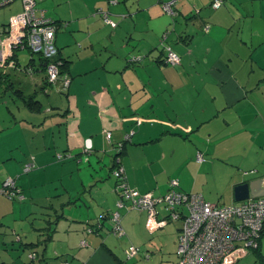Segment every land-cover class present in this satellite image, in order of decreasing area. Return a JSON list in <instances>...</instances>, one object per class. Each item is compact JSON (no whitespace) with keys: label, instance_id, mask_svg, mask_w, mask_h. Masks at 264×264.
Returning <instances> with one entry per match:
<instances>
[{"label":"crops","instance_id":"crops-1","mask_svg":"<svg viewBox=\"0 0 264 264\" xmlns=\"http://www.w3.org/2000/svg\"><path fill=\"white\" fill-rule=\"evenodd\" d=\"M165 1L38 0L58 26L56 45L69 61L71 81L67 89L62 80L44 88L45 71L23 69L19 56L18 67L0 68L10 78L0 83V96L12 90L20 99L0 105V264H121L122 246L153 252L158 240L150 264H174L183 219L158 212L165 222L149 229L146 210L119 207L112 168L118 144L132 130L119 158L128 183L143 194L166 193L174 176L180 189L218 204L239 202L235 187L246 181L264 191V0H227L218 9L212 0H176L175 16L164 11ZM98 8L117 26L104 22ZM22 10L21 0L0 6V25ZM164 45L180 64L162 61ZM22 74L31 80L20 85L14 77ZM29 95L39 107L30 106ZM198 153L206 160L199 162ZM8 177L23 200L3 193ZM117 210L124 241L102 218ZM100 218L104 227L89 231ZM171 222L173 241L148 239ZM256 249L235 250L227 264L251 252L264 264V230Z\"/></svg>","mask_w":264,"mask_h":264},{"label":"built area","instance_id":"built-area-1","mask_svg":"<svg viewBox=\"0 0 264 264\" xmlns=\"http://www.w3.org/2000/svg\"><path fill=\"white\" fill-rule=\"evenodd\" d=\"M6 2V1H5ZM5 2H1L0 6ZM116 2V0H111ZM175 0L164 3V8L170 14H175ZM224 0H213L212 6L219 8ZM23 11L14 15L7 26H0V68H6L8 64L14 65L11 57L14 49L28 45L33 53L41 54L46 60V75L50 82L62 80L65 89L68 88L70 79L61 77L60 63L56 61L57 45L56 32L58 26L46 17L43 10L37 13V0H23ZM105 21L116 25L108 14L105 13ZM208 30V27H206ZM167 34L164 35L166 39ZM165 61L171 65L181 62L180 55L173 51L170 46H165ZM134 134L126 135L129 140ZM110 141L112 134H106ZM121 146V145H120ZM93 149L91 137L85 138L84 150ZM58 157H62L61 154ZM197 159L204 161L202 153H198ZM116 168L113 175L117 181L116 187L124 201L130 200L133 207L148 210V228L153 229L162 225L165 221L158 220L157 205L164 203L170 209L172 219H183L181 233L179 235L175 264H227L228 259L235 250L246 248L255 250L259 247L260 239L264 230V196L249 198L234 204L224 205L211 202L199 193H185L176 190L178 180L171 181V189L163 196H155L152 192L141 194L137 189L130 186L127 181L125 168L121 159L117 158ZM34 163L26 165V170L32 169ZM3 193L10 199H24L21 188L16 179L8 177L4 181ZM184 206L181 211L175 207ZM184 212V214H183ZM121 214L115 211L113 219L116 222L114 231L123 235V227L120 225ZM85 244V241L82 242ZM140 251L137 246L127 249L128 257L135 256ZM64 264H69L65 262Z\"/></svg>","mask_w":264,"mask_h":264},{"label":"trees","instance_id":"trees-1","mask_svg":"<svg viewBox=\"0 0 264 264\" xmlns=\"http://www.w3.org/2000/svg\"><path fill=\"white\" fill-rule=\"evenodd\" d=\"M6 1V2H5ZM10 1H12V0H1L0 1V3L1 2H5L4 4H6V3H8V2H10ZM22 1V3H23V0H21ZM176 1V0H175ZM213 1V0H212ZM227 0H224V2H223V4L226 2ZM110 2H111V0H110ZM116 2H117V0H116ZM165 2H167V1H165ZM165 2H163L162 4H163V9H164V11L166 12V13H168V14H170L168 11H166L165 10V8H164V3ZM37 3H38V0H37ZM4 4H2V5H4ZM222 4V5H223ZM1 5V6H2ZM221 5V6H222ZM220 6V7H221ZM174 7H175V5H174ZM211 7L213 8V9H218V8H214L213 6H212V2H211ZM219 7V8H220ZM24 8V7H23ZM174 10L176 11V9L174 8ZM23 11V10H22ZM41 10L37 7V13H39ZM199 11L200 10H196V12L193 14V16H192V18L195 16V15H197L198 13H199ZM96 13H98V14H100V16L102 17V19L104 20V22H106L105 21V13H107L108 14V16H109V18L110 19H112L114 22H116L115 21V19H113L112 18V16L110 15V13L108 12V11H106V10H104L103 8H98L97 10H96ZM17 15V14H16ZM170 15H172V16H175L176 15V12H175V14H170ZM47 17V16H46ZM10 22V21H9ZM106 23H108V24H110L112 27H116L117 26V22H116V25H112L111 23H109V22H106ZM9 24V23H8ZM8 24H5V25H0V26H7ZM206 27H208V29H209V27H210V25L209 24H206L205 26H204V28L206 29ZM168 35V34H167ZM163 38H164V36H163ZM167 38V37H166ZM165 40V39H164ZM165 46L166 45H164V47H163V51H164V58H163V62H165V63H167L166 61H165ZM172 48V47H171ZM21 49H28L30 52H31V59L29 60V62L27 63V65H25V67L24 68H26L27 70H30L31 69V71H33L34 70V67H35V69L36 70H43V71H45V73H46V60L42 57V55L41 54H37V53H33L31 50H30V48H29V46L28 45H25L24 47H18V48H16V49H14V54H13V56L11 57V59L12 60H14L15 61V64L12 66V67H18L19 66V61H17L18 60V53H17V51L18 50H21ZM57 49H58V47H57ZM174 51V50H173ZM33 54H37V55H39V57L41 58V63H40V65L39 64H35L34 63V56H33ZM55 59H56V61H58L59 63H60V74L62 75L61 77L63 78V77H68L69 79H70V81H71V78H70V75H69V61L67 60V58H65V57H63V56H61V54H60V51H59V49H58V51H57V55H56V57H55ZM138 60V59H137ZM137 60H135L134 59V61H137ZM17 63V64H16ZM167 64H169V63H167ZM18 65V66H17ZM8 67V66H7ZM0 72H2L3 73V77H0V83H7V85H8V83L10 82V78H9V76L7 75V71H4V70H2L1 69V71ZM45 82H44V88H46V87H48L49 85L51 86L52 84H54V83H52V82H50L49 80H48V78H47V75H46V78H45V80H44ZM70 84V83H69ZM28 98H29V100H28V103L30 104V106H32V107H34V106H36V105H38L37 107H39V101L38 100H36V98H35V96L34 95H29L28 96ZM133 132H134V130H132ZM131 131V132H132ZM130 132V133H131ZM135 133V132H134ZM129 134V133H128ZM134 135V134H133ZM132 135V136H133ZM132 136H131V138L129 139V140H127L126 138L124 139V141L123 142H120L119 144H118V152H117V154H115V161L117 160V158H119L121 155H122V153H123V151H124V146H125V144L127 143V142H129V141H131V139H132ZM121 145V146H120ZM62 155V157H58V159H64L65 157H67V155L66 154H61ZM68 156H69V154H68ZM204 156V155H203ZM205 158V157H204ZM198 160V159H197ZM205 160H206V158H205ZM204 160V161H205ZM199 161V160H198ZM199 162H203V161H199ZM116 163H117V161L115 162V167H116ZM115 167H113L112 168V173H113V171H114V169H115ZM176 180V179H175ZM116 184H117V181H116ZM136 189V188H135ZM170 189H171V181H170V187H169V189H168V191H170ZM176 190L177 191H179V192H185V193H195V192H188V191H185V190H183V189H180L179 188V181H178V186L176 187ZM139 191V190H138ZM167 191V192H168ZM140 192V191H139ZM166 192V193H167ZM141 193V192H140ZM166 193H164V194H166ZM141 194H143V193H141ZM154 194V193H153ZM163 194V195H164ZM200 194V193H199ZM155 195V194H154ZM163 195H161V196H163ZM156 196V195H155ZM13 200V199H12ZM212 202V201H211ZM125 204H127V205H125ZM161 204H164V203H161ZM158 205H160V204H158ZM157 205V206H158ZM225 205V204H224ZM120 208H123V207H127L129 210H134V209H136V210H146L147 212H148V210L147 209H145V208H137V207H133V205H132V203H131V201L130 200H125L124 201V205L123 206H119ZM165 207H166V209H167V206L165 205ZM175 209L176 210H179V211H181V209H184L185 211L184 212H187V208H184V206H183V208H182V206H179V205H177V207H175ZM158 210V209H157ZM117 211H119V210H117ZM168 211H169V213L165 216V219L166 220H173V221H175V220H179V219H172L171 217H170V209H168ZM115 212V211H114ZM114 212H112L108 217H102L103 219H105V222L104 223H106V221H109L108 222V224L110 225V227H109V231L110 232H112V233H114L116 236H118V237H123V236H125L126 235V233H125V229H124V227H123V225H122V219H121V217H122V215H121V217H120V225L123 227V231H124V234L123 235H119L118 233H115V231H114V227H115V221H114V219H113V214H114ZM120 212V211H119ZM159 212V211H158ZM184 212H183V214H184ZM120 214H121V212H120ZM63 216V215H62ZM61 216V217H62ZM103 219H98V221H96L95 223H91V225H90V227H89V231H96V229L97 228H102V227H104V224H103ZM180 233H181V230H180ZM180 233H179V235H180ZM178 240H179V237H178ZM177 245H178V243H177ZM137 247H139L140 248V251L135 255V256H133V257H128V255H127V249L129 248H126L125 249V253H126V256H127V258L128 259H132V258H134V257H136V256H138V255H140L141 254V252H142V249H141V247L140 246H137ZM255 250H259V249H255ZM259 252V251H258ZM144 254V257L146 258V259H148L149 258V254H145V253H143Z\"/></svg>","mask_w":264,"mask_h":264},{"label":"rangeland","instance_id":"rangeland-1","mask_svg":"<svg viewBox=\"0 0 264 264\" xmlns=\"http://www.w3.org/2000/svg\"><path fill=\"white\" fill-rule=\"evenodd\" d=\"M17 53H18V56H19V58H20V62H21V65H22V67L24 66V65H27V63H28V61H29V59H30V57H31V52L28 50V49H21V50H18L17 51ZM33 56H35V59L38 61V59H39V55H37V54H33ZM23 69H24V67H23ZM22 73V72H21ZM15 78V80L17 81V83L19 84L20 83V81H22V79L24 80V81H30L31 80V77L30 76H27V74H22L21 76H20V78H21V80H18L19 79V77H14ZM20 85H21V83H20ZM57 92V91H56ZM16 93L15 92H13L12 90H9V91H7V95H5V96H3V94H2V97L0 96V105L1 104H3L4 105V101H10L12 98H13V100H17L18 98H17V96L15 95ZM57 94H60L59 92H57ZM18 100H20V99H18ZM15 105V104H14ZM0 108L1 109H3V107L2 106H0ZM16 110V109H15ZM117 150H118V148H117ZM115 154V153H114ZM179 155V154H178ZM177 155V156H178ZM185 153L184 154H182V155H179L178 156V160L179 159H182V158H184L185 157ZM114 156V155H113ZM107 171H109V170H107ZM173 174H171L170 176H172ZM204 175L202 174L201 175V177L204 179V177H203ZM115 178V177H114ZM172 179H176V180H179V177L178 176H174V178H172ZM202 179V181H204ZM202 181H199L198 182V184L200 185V186H204V188L206 189V190H212L213 188H214V186L213 185H211V184H208V183H206V182H202ZM211 183V182H210ZM182 188H183V186H181ZM184 189V188H183ZM164 194V193H163ZM163 194H157V193H155V195L156 196H161V195H163ZM222 204V203H221ZM157 209H158V211L160 212V214L162 215V216H166L168 213H169V211H168V209H166V207H165V204H160V205H158L157 206ZM173 223V224H172ZM171 226L169 227V229H167L164 233L163 232H159L158 234H153V235H150V236H148V239L149 240H157L158 239V237H160L161 239H162V245H164L163 244V241H164V243H166L168 240L169 241H173L174 240V238H175V236H176V224H175V222H171ZM122 225H123V227H124V222L122 223ZM125 237V236H124ZM118 238V240L119 241H124L125 239L123 238V237H121V238H119V237H117ZM158 242H159V240L158 241H154V242H152V246H151V249H152V251L153 252H144L143 250H142V252H141V254H143V253H147V254H149L150 255V257H152V259H145V258H142V262H141V264H150V263H152L153 261H154V255H155V251H154V246H157V244H158ZM175 247H176V245H175ZM126 249V248H125ZM176 250H177V247H176ZM122 253V254H121ZM118 254L121 256V258L124 260V262H122L121 264H137V259H138V257H140V255H138V256H136V257H134V258H132V259H128L127 258V256H126V253H125V250H124V246H122L121 247V250H120V248H119V251H118ZM171 256H172V261L174 262V264L177 262V256H176V252H174V254H171ZM246 258V259H245ZM244 259H242L241 261H239L237 264H259L258 263V259H256V256H255V254L254 253H249V256L247 255V257H245ZM147 262L148 261V263H146L144 260ZM136 262V263H135Z\"/></svg>","mask_w":264,"mask_h":264},{"label":"water","instance_id":"water-1","mask_svg":"<svg viewBox=\"0 0 264 264\" xmlns=\"http://www.w3.org/2000/svg\"><path fill=\"white\" fill-rule=\"evenodd\" d=\"M256 189H258V187H254L250 181L238 184L235 187V200L242 201L249 198L264 196V191H257Z\"/></svg>","mask_w":264,"mask_h":264}]
</instances>
